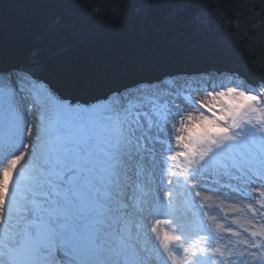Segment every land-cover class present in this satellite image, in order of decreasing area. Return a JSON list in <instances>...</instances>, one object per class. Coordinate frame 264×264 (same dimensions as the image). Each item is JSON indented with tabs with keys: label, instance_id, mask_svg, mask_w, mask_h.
<instances>
[{
	"label": "snow or ice",
	"instance_id": "snow-or-ice-1",
	"mask_svg": "<svg viewBox=\"0 0 264 264\" xmlns=\"http://www.w3.org/2000/svg\"><path fill=\"white\" fill-rule=\"evenodd\" d=\"M257 30L264 0L0 2V264H264V63L215 67Z\"/></svg>",
	"mask_w": 264,
	"mask_h": 264
},
{
	"label": "water",
	"instance_id": "water-1",
	"mask_svg": "<svg viewBox=\"0 0 264 264\" xmlns=\"http://www.w3.org/2000/svg\"><path fill=\"white\" fill-rule=\"evenodd\" d=\"M3 4H10L12 0H0ZM232 0H224L226 5L231 4ZM258 7L260 0H251ZM220 38L225 40H232V37L227 34H223ZM241 42L238 46V55L227 62L218 63L215 65L216 68L221 70L230 71L231 69L239 68L241 70V76L246 79L247 82L256 84L260 78L261 73L254 71L253 69L258 68L264 63V32L257 30L253 33H249L246 38H237ZM200 68H211V65H198ZM154 75H159L156 73Z\"/></svg>",
	"mask_w": 264,
	"mask_h": 264
},
{
	"label": "rangeland",
	"instance_id": "rangeland-1",
	"mask_svg": "<svg viewBox=\"0 0 264 264\" xmlns=\"http://www.w3.org/2000/svg\"><path fill=\"white\" fill-rule=\"evenodd\" d=\"M228 78V83L229 81L231 82L230 85H227L225 87H235L234 85H238L240 89H245L251 87V85L247 84L245 80H242L238 76L231 75V74H224L222 77ZM236 83H235V82ZM234 83V84H233ZM237 88V87H236ZM209 203H216L219 204L220 201L216 198H213V200L208 201ZM248 201H244L243 204H247ZM221 208L223 209L224 216L223 218L217 217V219L213 222L212 227L215 229L216 225L219 224L221 226L220 230L222 231L223 226L228 223L231 225L233 232H240V236H230L227 237L225 242H227V239H231L233 241L236 240H243L246 238L244 235V230H247V233L250 234L251 231L256 230L250 227L251 223V213L248 212L246 209H244L239 202H234V201H225L222 205Z\"/></svg>",
	"mask_w": 264,
	"mask_h": 264
},
{
	"label": "bare ground",
	"instance_id": "bare-ground-1",
	"mask_svg": "<svg viewBox=\"0 0 264 264\" xmlns=\"http://www.w3.org/2000/svg\"><path fill=\"white\" fill-rule=\"evenodd\" d=\"M222 80H223V82L225 83V86H227V85H230L231 84V82H227L228 81V78H221ZM235 82V81H234ZM236 83V82H235ZM234 84V83H233ZM235 87H237V88H239V86L236 84V85H234ZM157 218H160V219H163V218H166V217H163V216H161V217H157ZM160 227V230H161V234L163 233V231L165 230V226L164 225H160L159 226ZM169 231H171V229H168Z\"/></svg>",
	"mask_w": 264,
	"mask_h": 264
}]
</instances>
